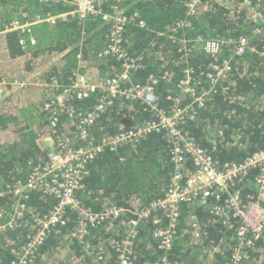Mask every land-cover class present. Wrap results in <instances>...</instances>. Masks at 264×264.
<instances>
[{"label": "trees", "instance_id": "trees-1", "mask_svg": "<svg viewBox=\"0 0 264 264\" xmlns=\"http://www.w3.org/2000/svg\"><path fill=\"white\" fill-rule=\"evenodd\" d=\"M188 1L105 0L104 10L112 12L115 8H126L128 13L138 10L147 21V28L130 24L126 32L128 52L145 56L142 67L134 71L133 79L145 82L150 73H154L157 84L151 98L165 108L170 104L167 95L179 92L178 83L188 65L193 67V78L198 82L199 89H209L211 86L204 74L212 58L204 53L202 44L196 41L209 37L238 41L242 34L250 37L254 50H248L245 56L235 59L229 77L218 82L215 90L208 92L205 106L189 126L190 132L204 147L211 148L213 140L217 139L215 157L221 164L241 160L249 153L264 148V0H251L262 14L263 20L260 21L251 18L244 0H225L228 5L203 0V9L191 19L192 27L180 28L176 40L169 38L168 35L173 32L172 25L186 20ZM22 8L32 18L37 13L64 10L59 12L62 13L71 9L62 4L51 5L35 0H0V33ZM69 18L61 23L59 20L58 25L49 33V40L43 41V44L38 43L30 50L22 49L17 31L6 32L5 49L11 56L10 60L22 59L24 64L15 77L32 78L31 83L34 78H41L44 83H65L78 65L93 80L112 76L120 69L122 60L117 55L104 54L110 24L105 23L101 17L86 20ZM182 38L193 41L187 61H184V50H180L184 43ZM225 54H230L228 48L222 51L221 56ZM46 63L49 64L47 70L33 73ZM10 69L8 62L1 64L0 77L9 76L6 72ZM165 72L168 73L166 78L163 77ZM32 88L9 95L0 104V181L3 184L26 178L33 165L47 160L46 150L41 145V138L51 132L41 111L46 89L42 87L44 91L40 90L33 101L27 96ZM48 92L46 94L50 97L51 93ZM96 103L97 98L93 96L79 100L75 105L88 109ZM31 104H37V113L44 119L34 127L26 125L21 114V109ZM146 108L140 100L116 99L97 118L92 128L93 135L100 139L142 124L149 118ZM64 121L65 115L62 114L59 127L74 136L77 133L76 126L65 125ZM219 131L222 133L219 134ZM172 173L173 164L165 136L163 133L149 134L137 142L119 146L116 151L102 152L90 161L81 198L94 210L114 205L136 210L164 195ZM10 198L6 196L0 199V204L7 207ZM28 203L31 208L46 213L55 199L42 193H33ZM67 214V225L61 233L52 234L39 248L32 264H99L95 256L97 252H103L98 248L99 242L109 237H122L125 223L132 216L128 212L123 218L94 228L89 241L95 251L94 255H90L76 240L71 241L76 225L75 213ZM201 215L207 223L202 243H193L188 236L181 235L173 250V261L177 264H229L234 228L229 229L222 224L210 225L209 215L203 211ZM25 234L26 229L22 228L0 233V264L10 263V248L21 243ZM221 240L223 246L214 250ZM150 242L153 243V239L148 224L141 231L138 244L143 249V255H136V264H146L149 259L157 256L151 250L153 244ZM104 251H108L106 262H114L115 255L111 246L107 244ZM243 264H264L262 241L246 251Z\"/></svg>", "mask_w": 264, "mask_h": 264}, {"label": "built area", "instance_id": "built-area-1", "mask_svg": "<svg viewBox=\"0 0 264 264\" xmlns=\"http://www.w3.org/2000/svg\"><path fill=\"white\" fill-rule=\"evenodd\" d=\"M39 1L51 5L62 3L71 8L62 13L48 12L37 16V21H47L52 25L69 17L80 20L101 17L110 24L109 41L104 54L117 55L122 61L115 74L99 80H93L80 69H74L65 83L53 81L46 84L39 81L51 93L41 105L44 119L51 127V132L41 138L47 160L33 165L24 179L10 184L0 181V199L11 197L7 207L0 204V233L26 229L25 239L10 248L12 259L9 264L34 263L39 248L52 234L61 233L67 225L68 212L75 213L76 221L71 241L76 240L90 255H94L95 251L89 241L93 229L123 218L128 212L132 213L125 223L122 237H109L99 242L98 248L103 250L95 254L99 264H136L141 231L148 224L153 239L150 247L157 256L146 264H177L172 254L181 235L188 236L196 244L203 241L207 223L201 218L202 211L209 215L210 225L222 224L226 228H234L229 264H243L246 251L259 241L264 243V148L249 153L241 160L221 164L215 157L217 139H212L211 148L204 147L190 132L189 126L205 106L208 92L218 82L229 77L235 59L245 56L248 50H254L250 37L242 34L238 41L232 38L217 40L215 37L196 41L202 44L204 53L212 58L204 74L211 86L209 89H199L198 82L193 78V67L188 65L178 83L179 92L167 95L170 104L165 108L151 98L157 84L154 73H150L145 82L133 79L134 71L142 67L145 56L128 52L126 32L130 24L148 27L138 10L132 13H128L126 8L105 11V0ZM219 1L224 5L229 4L228 1ZM187 5L186 20L172 25L173 32L168 35L169 38L176 40L180 28L192 27L191 19L198 16L204 2L189 0ZM244 6L253 20H263L257 5L251 0H244ZM25 18L26 14L11 21L5 26L6 30L31 32L32 22ZM182 39L184 43L180 50H184V61H187L193 41ZM30 42L35 44V38L32 37ZM21 43L26 44L27 40L23 38ZM226 48L230 54L221 56ZM167 75L165 72L163 77ZM10 86L25 88L27 83L24 79L8 80L1 77L0 104L4 101L5 89ZM93 96L97 98L95 106L82 109L75 105V102ZM116 99L140 100L146 105L149 118L140 125L97 139L92 128L100 114L112 106ZM62 114L65 115V125L76 126L77 133L74 136L59 127ZM153 133H163L165 136L173 164V173L164 195L136 210L116 205L94 210L86 205L81 192L84 190L90 161L102 152L116 151L123 144L137 142ZM33 193L53 197L55 203L46 213H41L29 206L28 199ZM107 244L114 252V262H106L108 251L106 253L104 248ZM222 246L221 240L214 250Z\"/></svg>", "mask_w": 264, "mask_h": 264}, {"label": "crops", "instance_id": "crops-1", "mask_svg": "<svg viewBox=\"0 0 264 264\" xmlns=\"http://www.w3.org/2000/svg\"><path fill=\"white\" fill-rule=\"evenodd\" d=\"M35 1H38L40 2L39 0H35ZM41 3V2H40ZM59 4H62V3H59ZM58 5V4H56ZM64 7H66V5L62 4ZM40 8V7H39ZM61 11H64V10H58V11H53V13H59ZM29 12L24 10V8L20 9V11L18 12L17 16L14 17V19H12L11 21L15 20V19H18V18H22L24 14H26V20L29 21V22H32V24H30V28L32 29L31 32H22L21 30H3L1 33H0V46H1V53H0V65H4L5 63H9L11 69L9 70V72H6L9 74V76H4L5 79H8V80H15V79H18L20 80L19 77H15L14 75H16V73L18 72V69L23 67L24 64H23V60H19V59H13V60H10L11 56L9 55V52L6 51V37H5V34L6 32L8 31H17L20 35L18 37L19 39V44L22 46V49H25V50H30L32 48H35L37 46L38 43L40 44H43V41H48L49 40V33H51L52 29L55 28L56 25H58L59 22H57L56 24L52 25L50 23H48L47 21H37L36 18L39 14L43 15V14H47V13H37V15L32 18V16H29L28 14ZM73 18V17H71ZM70 19V18H69ZM68 20V19H67ZM63 21H66L65 20H61V22ZM10 22V21H9ZM9 24V23H8ZM7 25V24H6ZM5 25V26H6ZM108 41H109V30H108ZM33 38H35L36 40V43L35 44H32L30 42V40ZM25 38L27 40V43L26 44H22L21 43V39ZM39 45V44H38ZM21 62V63H19ZM19 63V64H18ZM49 64H44V66H41V67H38L35 69V71L33 73L36 72V74H38L40 72V70L42 69L43 71L47 70ZM75 69H80V65H78ZM14 76V77H13ZM1 78V77H0ZM28 78V79H27ZM25 78L24 77V80L26 81L27 83V86L25 88H13L12 86L8 87V89H5V92H4V99L6 100V97H8L9 95H12L16 92H19L20 90L24 91L30 87H33L32 90L30 92L27 93V96L28 97H31L33 101H35V95L36 94H39V91L40 90H43L42 87L44 86H41L39 84V81L42 82V79L41 78H34V82L31 83V79L32 78H29L27 77ZM52 83V82H51ZM48 84V83H46ZM46 89V92H48L49 88L48 87H44ZM44 91V90H43ZM46 92L44 91V95H45V100H48L49 97L48 95L46 94ZM49 93V92H48ZM50 94V93H49ZM45 100H42V103L43 101ZM38 107V106H37ZM32 109V108H31ZM31 109L29 108H24L22 110H29V120L24 122L26 125L28 126H31V127H34V126H37V125H40L41 122L44 120H40L38 121L36 118H34L35 116V111L36 109H33V112L32 115H30V111ZM22 114V113H21ZM38 114V113H37ZM41 145L44 146V144L41 142ZM139 250H140V255H143V249L141 247H139Z\"/></svg>", "mask_w": 264, "mask_h": 264}, {"label": "rangeland", "instance_id": "rangeland-1", "mask_svg": "<svg viewBox=\"0 0 264 264\" xmlns=\"http://www.w3.org/2000/svg\"><path fill=\"white\" fill-rule=\"evenodd\" d=\"M36 106H37V104L34 106L33 104H31V105H29V106H27L26 108H29V109H31V111H30V115H32V113H34L33 112V109H36ZM29 111V110H28ZM27 110H22L21 109V113H22V118H23V120L24 121H28L29 120V112H28ZM37 109H36V111H35V116H34V118H36L38 121H40V120H42L43 119V116H41V115H39V114H37Z\"/></svg>", "mask_w": 264, "mask_h": 264}, {"label": "clouds", "instance_id": "clouds-1", "mask_svg": "<svg viewBox=\"0 0 264 264\" xmlns=\"http://www.w3.org/2000/svg\"><path fill=\"white\" fill-rule=\"evenodd\" d=\"M212 1H216V2L220 3V1H219V0H212ZM222 1H225V0H222Z\"/></svg>", "mask_w": 264, "mask_h": 264}, {"label": "bare ground", "instance_id": "bare-ground-1", "mask_svg": "<svg viewBox=\"0 0 264 264\" xmlns=\"http://www.w3.org/2000/svg\"><path fill=\"white\" fill-rule=\"evenodd\" d=\"M185 21V20H184ZM215 39H217L218 40V38H215ZM212 41H216V40H214V39H212ZM118 57V56H117ZM118 59H120L119 57H118Z\"/></svg>", "mask_w": 264, "mask_h": 264}]
</instances>
